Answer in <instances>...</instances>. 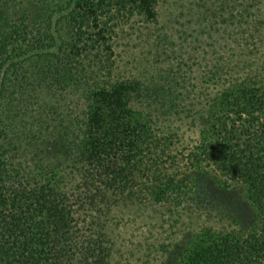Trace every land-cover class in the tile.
Wrapping results in <instances>:
<instances>
[{
	"label": "trees",
	"instance_id": "trees-1",
	"mask_svg": "<svg viewBox=\"0 0 264 264\" xmlns=\"http://www.w3.org/2000/svg\"><path fill=\"white\" fill-rule=\"evenodd\" d=\"M213 1L232 46L169 81L108 63L155 0H0V264H112L121 209L139 264H264V0Z\"/></svg>",
	"mask_w": 264,
	"mask_h": 264
},
{
	"label": "rangeland",
	"instance_id": "rangeland-1",
	"mask_svg": "<svg viewBox=\"0 0 264 264\" xmlns=\"http://www.w3.org/2000/svg\"><path fill=\"white\" fill-rule=\"evenodd\" d=\"M204 2L205 0H155L154 22L140 24L133 19L128 24L132 33L127 31V34H117L112 45V57L108 62L113 76L152 77L161 73L163 76L167 75L169 81H173L180 73L181 60L184 62L191 59L187 64L199 63L204 66L214 64L219 54L225 57L226 50L232 45L228 39L231 27L223 20L235 11L229 3L220 5L212 0L204 5ZM233 5L235 10H240L236 4ZM207 7L214 13H209ZM246 11L249 9L244 12ZM144 31L145 35H142ZM236 61L243 62L242 59ZM131 214V209H121L118 213L127 224H122L118 231L112 264H139V248L136 247L138 238L132 231L137 224L130 221Z\"/></svg>",
	"mask_w": 264,
	"mask_h": 264
}]
</instances>
